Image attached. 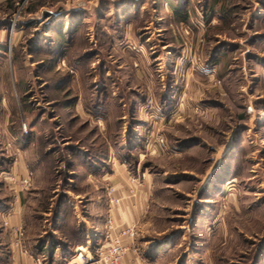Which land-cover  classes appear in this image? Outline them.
Listing matches in <instances>:
<instances>
[{
    "label": "rangeland",
    "instance_id": "374dc122",
    "mask_svg": "<svg viewBox=\"0 0 264 264\" xmlns=\"http://www.w3.org/2000/svg\"><path fill=\"white\" fill-rule=\"evenodd\" d=\"M106 168L147 262L264 264V0H0V243L61 260Z\"/></svg>",
    "mask_w": 264,
    "mask_h": 264
},
{
    "label": "crops",
    "instance_id": "0c3cea01",
    "mask_svg": "<svg viewBox=\"0 0 264 264\" xmlns=\"http://www.w3.org/2000/svg\"><path fill=\"white\" fill-rule=\"evenodd\" d=\"M111 169L109 171V168H106L103 171L100 170V172L107 176V180L105 179V181H107L105 182V189L112 187L114 189L113 195L116 198H123L120 206L115 210V222L116 224L118 223L119 225H121V227H130L137 225V223L145 213V199L148 197V194L143 190L142 192H139L140 199H137L138 201L135 200V202H133V199H128V192L126 189L128 188V186H130L129 180L126 178L122 169ZM97 200L98 201L96 203L91 202V204L88 205V208L86 207L87 213H83V215L85 214V217H80L81 219L77 221V226L74 228V230L75 232L78 231V236L72 237L71 241L69 240V246L64 248L67 252L64 253L63 251L61 260L56 259V253L53 254V257H50V252H48L45 247H42L40 251L37 250V247L33 246L34 242L26 240L24 236L20 239L18 245H16L17 236L13 232L12 228H25V223L21 204H15L11 207V213L8 216L9 222L4 225V227L7 228L4 229L9 233V236L4 242L5 246L7 247L8 254L6 260L3 255H0V264H5L4 262H6L7 264H37V261L41 262V264H59L60 262L66 264L68 260H65V258L69 255L70 257L74 256L76 253H79V250H81L82 248L87 249L88 253L85 255L88 256L91 253L88 241L94 240V244L92 245H97V243H99L100 241V237L95 240L96 235L101 234L102 232V222L99 221V219H101V215L104 213V207L106 206L103 207V205L100 204L101 201L99 202L100 199L97 198ZM2 244L0 243V246H2ZM136 247L139 252V248L137 245ZM135 257L136 254L130 252L123 264H138L134 260ZM148 264H159V261L151 260V262H148Z\"/></svg>",
    "mask_w": 264,
    "mask_h": 264
},
{
    "label": "built area",
    "instance_id": "2783aa9c",
    "mask_svg": "<svg viewBox=\"0 0 264 264\" xmlns=\"http://www.w3.org/2000/svg\"><path fill=\"white\" fill-rule=\"evenodd\" d=\"M161 143V142H160ZM162 144V143H161ZM163 146V145H162ZM9 187L13 191V194L27 191L31 187V174L23 175L16 178L15 176H9ZM140 185L139 181L132 179L128 190V199L136 198V189ZM108 205L105 218L102 222V232L100 235V241L97 245H93L91 241H88L90 245V254L82 255L81 252L76 253L70 257L66 264H123L126 257L130 252L135 253V262L138 264H148L146 260L139 254L136 247V240L138 235V228L136 225L130 227H121L115 222V210L120 206L123 198L115 197L113 195L114 189L112 187L107 190ZM13 232L17 236V244L24 236V230L22 227L12 228ZM77 261V262H75ZM37 264L41 262L37 261Z\"/></svg>",
    "mask_w": 264,
    "mask_h": 264
},
{
    "label": "trees",
    "instance_id": "16d2710c",
    "mask_svg": "<svg viewBox=\"0 0 264 264\" xmlns=\"http://www.w3.org/2000/svg\"><path fill=\"white\" fill-rule=\"evenodd\" d=\"M69 258H70V255L68 257H66L65 260H69Z\"/></svg>",
    "mask_w": 264,
    "mask_h": 264
},
{
    "label": "bare ground",
    "instance_id": "6f19581e",
    "mask_svg": "<svg viewBox=\"0 0 264 264\" xmlns=\"http://www.w3.org/2000/svg\"><path fill=\"white\" fill-rule=\"evenodd\" d=\"M82 255H84L83 253H81Z\"/></svg>",
    "mask_w": 264,
    "mask_h": 264
}]
</instances>
